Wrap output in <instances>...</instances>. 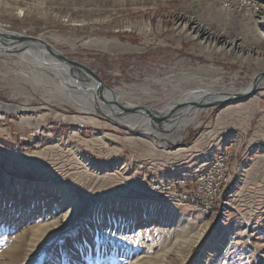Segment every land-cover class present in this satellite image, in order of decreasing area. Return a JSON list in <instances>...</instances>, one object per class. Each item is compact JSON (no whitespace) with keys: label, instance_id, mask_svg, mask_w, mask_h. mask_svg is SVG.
Masks as SVG:
<instances>
[{"label":"rangeland","instance_id":"374dc122","mask_svg":"<svg viewBox=\"0 0 264 264\" xmlns=\"http://www.w3.org/2000/svg\"><path fill=\"white\" fill-rule=\"evenodd\" d=\"M15 1L30 12L1 8L0 26L58 51L71 76L84 73L73 63L90 70L105 102L81 109L60 93L57 68L0 52V264H264V84L185 128L159 125L168 135L111 118H159L195 92L250 88L264 77V0L248 13L219 0ZM221 166L227 190L213 201L229 203L223 220L221 207L201 217L143 191L149 177L196 172L206 195ZM202 224L182 256L181 237Z\"/></svg>","mask_w":264,"mask_h":264},{"label":"bare ground","instance_id":"6f19581e","mask_svg":"<svg viewBox=\"0 0 264 264\" xmlns=\"http://www.w3.org/2000/svg\"><path fill=\"white\" fill-rule=\"evenodd\" d=\"M1 8L7 10L8 12L14 13L19 17L25 16L30 12L27 10L28 7L20 5V3H17L16 1L14 4H9L6 2V0L5 1L0 0V9ZM66 21H69V19L68 20L66 19ZM255 22L257 23V25H261V27L264 28V17L263 16L260 17L259 19H256ZM136 25L137 24L128 23L125 26L127 28H134V27H136ZM10 33L8 32L7 28H5L4 26H0V52L5 51V52H7L8 55L17 56L19 59H23V58H25V59L28 58V60L31 59L32 62L36 63L39 66H42L43 68H46V69L49 68V70L50 69L52 70V68H55V69L57 68L56 72L54 73L55 77H53V79L56 77L59 78L58 84H59L60 93L64 94V96L69 97L71 100H74L73 102H76L78 104L79 108L90 111L91 109L95 108V106L97 104L96 100L99 102V106H103V103L105 102L104 92L95 83H93L94 80L92 78V75H90V73L88 71H86L85 69L82 68L84 70L83 71L84 73L83 74L79 73L78 72L79 70H78L77 71L79 73V76L77 75L78 78H76L75 77L76 75H73V74L71 76V74H69V72H71V71H68L66 69V68H70V67H68L66 65V63L64 64V60L62 61V58L59 57L60 53L58 51H56L55 49H53L50 46H46V43L41 42L39 40L31 39V38H25V37H21L20 39H18L14 33H11V34ZM39 44L40 45L42 44V46H44V47L43 48H42V46L40 47ZM21 51H23V52H21ZM30 54H31V56H30ZM20 62H22V61H20ZM69 66H70V64H69ZM77 67L81 68L79 65H77ZM64 71L68 72V75H66V73ZM30 73L31 72H29V74ZM84 76L90 77L93 80V82H91V80H89L90 78L86 79ZM41 77H45V76H41ZM34 78H36L35 74L33 76L28 75L27 78H25V79L27 81H30ZM53 79H51V80H53ZM78 81L80 83H83L82 87H84L85 90H80V89L76 90L79 88L78 87L79 85L76 84V82H78ZM263 84H264V77L263 76L262 77L257 76L255 81L252 82V85L250 88H248L247 90H244L243 92L241 91V92L236 93L237 98H243V97H247V96L251 95L256 89H259ZM70 87L74 88V89H72L73 91L67 92L68 91L67 89ZM104 90L107 94H109L108 90H106V89H104ZM207 92L208 91L195 92V94H190V95L186 96L185 99H184V97H181L179 104H177L173 107L172 106L167 107V109L164 110V112H166V111L168 112V115L162 116V114H160L161 117H159V118L157 116L150 118L148 116V114H141V115L129 114V115H120V116H117L116 114H114V115H111V118L126 124L130 128H134L136 130H141L145 134H150L151 132H154V133L160 132V133H163L165 135H168L172 129L170 128L168 130V129H164V128H159V125H162V126L169 128L176 122L175 123V125L177 124L176 128H179V127L185 128L193 122L192 120L194 118H196V115L201 110L208 108V106L210 107V106L222 103V102L228 100L232 95H235V94L223 95V98H222V95L221 96L218 95L217 96L218 99H216L213 97L212 94H208ZM117 98H118V96H117ZM215 99H216V101H215ZM128 105L129 104L127 102H124V104H123V106L125 108L128 107ZM114 109L117 112H121L124 110V109H121L119 106H116V105H114ZM130 109H137V107L130 108ZM158 113H160V112H158ZM164 130H166V131H164ZM205 166H207V162L201 163L198 166V168H203ZM136 192L138 193V191H136ZM168 202H171V201H168ZM171 203H173V202H171ZM177 203L186 204V203H183V201L181 199H179L175 204H177ZM225 208H226V205L221 206V211L224 213H225V211H223V210ZM197 210H198L199 214H200V212H202L199 208ZM203 213H205V212H203ZM200 216L205 217L201 214H200ZM205 227L206 226L204 224H202L197 231H194L192 233V235H190L188 237H184V236L181 237V239H180L181 243H179L177 241L180 244V248H179L178 252L180 254H182V256H185V255L187 256V254L189 253L193 244H195L201 240V237L204 233ZM185 234H186V232H185ZM182 259H183V257H182Z\"/></svg>","mask_w":264,"mask_h":264},{"label":"built area","instance_id":"2783aa9c","mask_svg":"<svg viewBox=\"0 0 264 264\" xmlns=\"http://www.w3.org/2000/svg\"><path fill=\"white\" fill-rule=\"evenodd\" d=\"M221 5L224 8L230 9V10H239L243 12H251L255 8L257 9V2L255 0H219ZM216 158V157H215ZM215 158L211 159L209 162H207V165L210 164L209 171L217 166L219 164V160H215ZM215 160V161H214ZM207 167V166H205ZM203 167V168H205ZM201 168V169H203ZM225 167L221 166L220 168H217L218 176L213 175L210 180V184L208 183L207 190L208 194L204 195L201 194V192L196 189V181L198 179H204V177L201 178V175H198V173H182L181 176H152L149 177L147 182V187L143 190L145 193H150L151 196L153 195L155 198H163L167 201H171L173 203H176L179 199L183 201V203L195 206L196 209H200L202 212H200L203 216L210 217L215 211L219 210V207L222 206V203L224 199L220 201L221 204L217 205L218 203L213 201V196H215L216 192L219 191V196H223L226 187V180L229 179L226 176H223V170ZM228 169V168H227ZM208 176V173L207 175ZM225 182L224 189L220 190L219 185L222 182ZM228 181V180H227ZM211 195V196H210ZM205 196V197H203ZM220 198V197H219ZM179 204V203H177ZM226 204L229 205V203H223V205ZM205 212V213H203ZM210 212V213H209ZM209 213V214H208ZM220 213L221 216H220ZM217 215L218 217L224 219L223 214H227V207L225 213L221 211Z\"/></svg>","mask_w":264,"mask_h":264},{"label":"water","instance_id":"95a60500","mask_svg":"<svg viewBox=\"0 0 264 264\" xmlns=\"http://www.w3.org/2000/svg\"><path fill=\"white\" fill-rule=\"evenodd\" d=\"M46 46H49L48 44H46ZM59 57H61L63 60H65L66 61V59L64 58V57H62V56H60L59 55ZM67 62V61H66ZM70 63H73V62H71V61H69L68 62V64H70ZM74 65H79L81 68H83L80 64H77V63H73ZM71 65V64H70ZM84 69V68H83ZM86 71H88L89 73H90V75H92V77L94 78L95 77V82L98 84V86H101L102 87V85H104L94 74H92V72L90 71V70H87V69H85ZM94 80V79H93ZM235 98H237V94H235V95H232L228 100H226V101H224V102H227V101H231V100H233V99H235Z\"/></svg>","mask_w":264,"mask_h":264},{"label":"crops","instance_id":"0c3cea01","mask_svg":"<svg viewBox=\"0 0 264 264\" xmlns=\"http://www.w3.org/2000/svg\"><path fill=\"white\" fill-rule=\"evenodd\" d=\"M240 197H242L241 194H240ZM241 214H243V213H241ZM244 215H245V214H244ZM246 216H247V215H246ZM241 218H244L245 221H246V219H247V218H245V217H241Z\"/></svg>","mask_w":264,"mask_h":264}]
</instances>
